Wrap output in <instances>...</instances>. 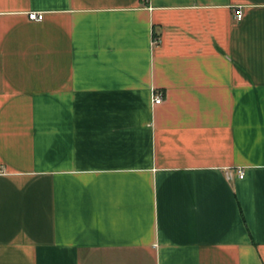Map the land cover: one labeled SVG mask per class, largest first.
Here are the masks:
<instances>
[{
  "label": "crops",
  "instance_id": "1",
  "mask_svg": "<svg viewBox=\"0 0 264 264\" xmlns=\"http://www.w3.org/2000/svg\"><path fill=\"white\" fill-rule=\"evenodd\" d=\"M0 264H264V0H0Z\"/></svg>",
  "mask_w": 264,
  "mask_h": 264
},
{
  "label": "built area",
  "instance_id": "2",
  "mask_svg": "<svg viewBox=\"0 0 264 264\" xmlns=\"http://www.w3.org/2000/svg\"><path fill=\"white\" fill-rule=\"evenodd\" d=\"M28 15H29V17L32 18V19H35V20H42L44 14H42V13H38V12H29ZM241 15H242L241 12L238 11V12L236 13L235 16H236V18H240ZM158 40H159V38H158V39H155L154 42L156 43V42H158ZM152 96H153V102H154V104H158V103H160V102L162 101V99H163V95L161 94V92L153 91V92H152ZM237 175H238V177H243V175H244V170L241 169V168H238V169H237Z\"/></svg>",
  "mask_w": 264,
  "mask_h": 264
}]
</instances>
